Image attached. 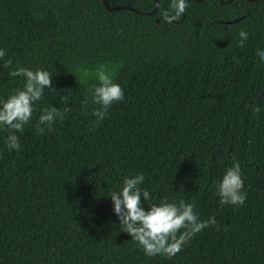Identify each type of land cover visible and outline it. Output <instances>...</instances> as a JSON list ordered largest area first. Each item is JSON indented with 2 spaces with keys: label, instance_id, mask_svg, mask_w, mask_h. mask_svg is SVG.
Segmentation results:
<instances>
[{
  "label": "trees",
  "instance_id": "16d2710c",
  "mask_svg": "<svg viewBox=\"0 0 264 264\" xmlns=\"http://www.w3.org/2000/svg\"><path fill=\"white\" fill-rule=\"evenodd\" d=\"M167 3L141 14L103 0H0V47L12 60H0V95L22 86L9 75L18 65L47 69L54 86L17 133L19 151L0 130V264H264V109L252 111L264 105V0H189L172 22L162 17ZM98 63L117 66L124 90L100 122L97 105L81 104L95 81L78 83L75 72ZM50 105L68 111L38 133ZM235 162L247 198L223 206L213 182ZM136 172L152 202L184 199L218 223L171 258L146 257L107 195Z\"/></svg>",
  "mask_w": 264,
  "mask_h": 264
},
{
  "label": "clouds",
  "instance_id": "9594fccd",
  "mask_svg": "<svg viewBox=\"0 0 264 264\" xmlns=\"http://www.w3.org/2000/svg\"><path fill=\"white\" fill-rule=\"evenodd\" d=\"M189 0H168L162 17L168 22L179 21L185 14ZM240 47H247L250 34L246 30L239 32ZM6 50L0 47V60L7 67L12 63L11 58L5 60ZM257 63L264 64V48L256 50ZM239 64L240 61L236 60ZM117 66H108L98 63L94 68L77 67L78 83H87L94 80L88 88V96L81 100L86 105L88 100L98 107L93 110L96 122L107 117L109 107L124 99V90L115 80ZM12 77H22V86L10 91L6 96L0 95V130L7 129L8 135L4 138V146L8 151L21 149L20 137L17 133L24 131L33 116L34 106L41 101L46 89H51L52 74L44 68H30L17 66L9 72ZM264 109V105H253L254 113ZM68 111L67 106L61 111L54 105L42 107L35 123V129L43 134L51 131L54 122L62 119ZM145 175L142 172L127 174L115 190L107 195L110 197L112 211L117 217L118 224L123 232L130 235L131 240L143 251L146 257L163 255L168 258L175 256L196 235L206 228L216 225L217 219L201 220L195 211V206L184 199L169 200L161 198L152 202L149 189L142 187ZM220 204L242 205L247 194L244 191V179L239 162L227 168L221 179L213 182ZM143 202L148 205L144 207Z\"/></svg>",
  "mask_w": 264,
  "mask_h": 264
},
{
  "label": "water",
  "instance_id": "95a60500",
  "mask_svg": "<svg viewBox=\"0 0 264 264\" xmlns=\"http://www.w3.org/2000/svg\"><path fill=\"white\" fill-rule=\"evenodd\" d=\"M103 3L105 5V7L109 10H116V9H120V8H127V9H131L135 12H138V13H141V14H151L153 12H155L157 10V7H158V0H154V7L152 10L150 11H143V10H140L134 6H131V5H111L109 0H103ZM240 17H236L234 19H230V20H226L224 22L226 23H231V22H235L239 19Z\"/></svg>",
  "mask_w": 264,
  "mask_h": 264
}]
</instances>
